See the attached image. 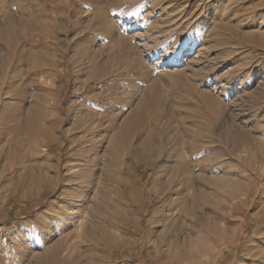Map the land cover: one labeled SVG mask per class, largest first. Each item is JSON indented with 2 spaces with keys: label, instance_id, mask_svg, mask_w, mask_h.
<instances>
[{
  "label": "rangeland",
  "instance_id": "rangeland-1",
  "mask_svg": "<svg viewBox=\"0 0 264 264\" xmlns=\"http://www.w3.org/2000/svg\"><path fill=\"white\" fill-rule=\"evenodd\" d=\"M14 74L32 94L18 109ZM155 99L164 114H141V134L156 124L167 138L142 152L144 137H128L108 182L124 221L103 217L102 163L84 199L72 167ZM42 108L49 132L15 130L44 122ZM0 138V264H252L264 254V0H0ZM71 239L72 256L52 262L51 245ZM249 242L261 247L250 259Z\"/></svg>",
  "mask_w": 264,
  "mask_h": 264
},
{
  "label": "bare ground",
  "instance_id": "bare-ground-1",
  "mask_svg": "<svg viewBox=\"0 0 264 264\" xmlns=\"http://www.w3.org/2000/svg\"><path fill=\"white\" fill-rule=\"evenodd\" d=\"M14 21V20H13ZM27 24V23H26ZM14 25V24H13ZM47 25V24H46ZM45 26V25H44ZM7 30V29H6ZM17 29H16V27H14V26H12V24L11 25H9L8 26V33H9V35H10V37H16L17 35H18V33H17V31H16ZM38 32H40V31H38ZM12 41V38L10 39V42ZM37 42H40V40L39 41H37ZM36 44V43H35ZM13 45V44H12ZM35 52V54H36V56L37 57H39V58H43L45 55H46V53H45V50L44 49H40V50H36V51H34ZM15 54V53H14ZM34 54V55H35ZM32 55V54H31ZM48 55V54H47ZM11 56V55H10ZM49 58V57H48ZM10 59V58H9ZM12 59H13V57H12ZM38 59V58H37ZM44 59V58H43ZM8 60V59H7ZM6 60V61H7ZM16 60V59H15ZM12 61V60H11ZM11 61H10V63H11ZM43 61V60H42ZM196 63V62H195ZM198 63V62H197ZM14 64V63H13ZM10 65V64H9ZM12 65V64H11ZM21 65V64H20ZM117 65H118V63H117ZM192 66V65H191ZM31 70V69H30ZM29 70V71H30ZM194 70V69H193ZM199 70V69H198ZM13 71V70H12ZM191 74H190V77H195V76H197L198 75V73H199V71H191L190 72ZM202 73V72H201ZM200 73V74H201ZM183 74V73H182ZM183 76V75H182ZM199 76V75H198ZM187 77V76H186ZM188 83L190 82V81H192V80H190V79H186V78H184ZM193 79V78H192ZM10 81H11V79H10ZM17 79H16V74H14V77L12 78V81L9 83V86H8V88H7V91H6V93H11V95L12 96H14V98H15V102H16V105H15V107H16V109H18V106H20V103L22 104L23 102H21L20 101V98L21 97H24V95L25 94H27L28 96H29V93L31 92H28L27 90H22L21 89V87H20V85L19 84H17ZM50 83V82H49ZM42 84V81H41V83H40V85ZM42 85H45L44 83L42 84ZM48 85V84H47ZM2 87V86H1ZM49 87H50V85H49ZM32 88V87H31ZM34 89V88H33ZM53 89V88H52ZM41 90L43 91V93H46V92H49V89L47 88V86L45 85V87H41ZM34 92V91H33ZM51 92V91H50ZM42 93V92H41ZM48 95H49V93H47ZM52 95H53V93H51ZM54 95H55V93H54ZM155 95H157V94H155ZM159 95V94H158ZM30 96L32 97V94L30 93ZM29 96V97H30ZM160 96V95H159ZM151 97V96H150ZM155 97V96H154ZM156 98V97H155ZM158 98V97H157ZM200 98V97H199ZM203 98V97H202ZM202 98H200V99H202ZM206 98V97H205ZM45 99V98H44ZM53 99V98H52ZM148 99V98H147ZM159 100H160V98H158ZM158 99H155V101H154V103H152V102H150V101H142V102H144L145 103V105H143V106H145V107H149V106H147L146 104H151L150 105V108L151 109H142L141 111H138L139 109H140V107L142 106H140L139 107V109L138 108H135V109H137V111H135V109H134V111L135 112H133L132 113V115H130V116H133V117H131L130 118V120L128 121V122H126V124L124 125V127H120V129L119 130H117V131H115V133H116V135L112 138L113 140L111 141V143H110V141H109V143L106 145V147H105V153H101L102 155L100 156V157H92V158H88V159H86V158H83L82 159V166H75V167H72L73 169H75L74 170V172L75 173H77L76 175H73V176H77V178L79 179V182H77L76 184H77V186L78 187H80V190H79V194H78V191L76 192V189H75V187L71 190V191H73L74 193H76V194H78L79 196H80V198H83L84 196H87L88 194H89V192L91 191V189H93V190H96L97 188L96 187H94V188H96V189H94V188H92V185H91V178H90V180H88V181H85L84 180V175H85V173H87L88 172V170H90L91 172H92V166H93V164H95V162H97V161H99V162H101L102 163V168H103V176H105V178H106V180H107V185H106V187L105 188H101L100 189V191H98V192H101V196H100V203H99V208H101V209H103V211H104V215H103V217H112L113 219L115 218V219H117L120 223H123V221H124V219H123V214H122V212H118V211H116L114 208V205L115 204H113V202H111V198L112 197H114L115 196V198H112V199H114L115 201H116V199H117V201H121V199H123V198H126V196L123 194V191L121 190V188L119 187L118 189H115V190H113V189H111L110 187H109V183L108 182H112L113 181V179L116 181V182H118L119 183V181H120V179L119 178H117V177H115V175H114V170H113V167L115 166V164H117V163H119L118 162V160H119V158H120V154H121V152L123 151V149H125V146H126V144H127V139H128V137L133 133V134H136V135H138V138H139V134H141L142 132L141 131H143V129L141 130V126H140V120L143 118L142 116H145V115H141V114H146V116H147V114H150V115H153V119H150V120H152L154 123H155V121H157V120H160V118H161V114L163 115L164 114V112L161 110V108L162 107H160V105H161V103H160V101L158 100ZM153 100V99H152ZM161 100H162V98H161ZM204 100V99H203ZM6 101V100H5ZM201 102V101H200ZM3 103H4V101H3ZM46 103V102H45ZM42 104V103H41ZM213 104V103H212ZM46 105V104H45ZM47 106H49V105H47ZM73 106V105H72ZM74 107V106H73ZM31 108V107H30ZM35 108V107H34ZM71 109V108H70ZM35 110V109H34ZM48 110V109H47ZM47 110H45V109H43L42 108V110L40 111L41 112V116H42V118H43V120H44V122L43 121H40V122H36V121H34L35 119L33 118H31L30 120H29V122H27L26 123V125H24V126H20V123H19V121H16L15 122V125H14V128H15V130H16V128H17V132H23V133H25V135L26 134H28V135H30V136H32V137H34V138H36V136H44V134L45 133H47V132H49V129L51 128L50 127V124L48 125V124H46V119H47V117H48V112H47ZM196 111L197 110H199V109H195ZM33 111V110H32ZM133 111V110H132ZM40 112H39V114H40ZM73 112V111H72ZM200 113H201V111H199ZM33 113H35V112H33ZM50 113V112H49ZM74 114H75V112H73ZM138 113V114H137ZM198 113V112H197ZM129 114H131V112L129 113ZM168 114V113H167ZM33 115V114H32ZM171 115V114H170ZM72 117H74L73 118V120L75 121V122H78L79 121V118L77 117V116H73V114H72ZM151 116H149L148 118H150ZM145 118H147V117H145ZM145 118H143L144 120H145ZM147 118V119H148ZM164 118V117H163ZM165 118H167V117H165ZM2 119V118H1ZM138 119V120H137ZM156 119V120H155ZM171 119L172 118H169L168 119V121H167V123H169L170 121H171ZM50 120V119H49ZM72 120V121H73ZM127 120H128V118H127ZM126 120V121H127ZM143 120V122H145ZM150 120H146V121H148V122H150ZM167 120V119H166ZM3 121H4V119H3ZM73 121V122H74ZM151 121V122H152ZM52 122H53V120H52ZM74 122V123H75ZM12 123H14V122H12ZM50 123H51V121H50ZM142 123V122H141ZM146 123V122H145ZM153 123V124H154ZM9 124V123H8ZM152 124V123H151ZM152 124V125H153ZM151 125V126H152ZM122 126H123V124H122ZM143 126V125H142ZM151 126H150V129H151ZM155 126L157 127V125L155 124ZM154 126V128H155V130L154 131H152V132H145V134L143 135V134H141L142 135V137H144L143 138V141L144 142H142V143H140V145H139V147L142 149V152H145V151H148V148H152L151 147V142H154L155 143V140H154V138L156 137V136H158V135H160L162 138H167L166 136L165 137H163V135H161V134H159L158 132H157V128ZM168 126H170L169 124H168ZM160 126H158V129H160L159 128ZM168 128V127H167ZM167 128H166V130H167ZM170 128V127H169ZM2 129H3V127H2ZM7 129V128H6ZM5 129V130H6ZM18 129H19V131H18ZM10 130V129H9ZM162 130H164V129H162ZM169 130V129H168ZM11 131V130H10ZM160 131V130H159ZM2 132H4V131H2ZM1 132V133H2ZM144 132V131H143ZM167 132V131H166ZM166 132H161L162 134H164L165 133V135L167 134ZM169 132V131H168ZM147 133V134H146ZM176 133V132H175ZM169 134V133H168ZM170 134H171V131H170ZM180 134H182V133H180ZM13 135H15L14 134V131H13ZM107 135V134H106ZM177 135V134H176ZM179 135V134H178ZM172 136V135H171ZM137 137V136H136ZM159 137V136H158ZM181 137V136H180ZM46 138V137H45ZM157 138V137H156ZM160 138V137H159ZM168 138H169V136H168ZM5 139H7V137L5 136ZM103 139V138H102ZM139 139H141V137L139 138ZM0 140H1V138H0ZM159 140V139H158ZM105 141V140H104ZM139 141V140H138ZM160 142V140L158 141V143ZM106 144V143H105ZM157 145V144H156ZM134 146V145H133ZM153 146H155V145H153ZM103 147V146H102ZM154 148V147H153ZM152 148V149H153ZM157 149H158V147H156ZM155 149V148H154ZM156 149V150H157ZM86 151V150H85ZM13 152H15V151H13ZM140 152V151H139ZM152 152H154L153 150H152ZM151 152V153H152ZM14 154V153H13ZM94 155H96V154H94ZM99 155V154H98ZM145 155V154H144ZM14 156V155H13ZM92 164V165H91ZM96 165V164H95ZM83 168H84V170H83ZM115 169V168H114ZM84 172H83V171ZM116 170V169H115ZM70 172V171H69ZM89 179V178H88ZM106 182V181H105ZM120 183H122V182H120ZM76 186V185H75ZM120 186V185H119ZM77 187V188H78ZM83 188V189H82ZM78 190V189H77ZM99 190V189H98ZM72 192V194H74ZM98 195H99V193H98ZM94 196H96V193H94ZM70 197V196H69ZM84 199V198H83ZM72 201V200H71ZM71 201H70V203H71ZM86 202V201H85ZM84 202V203H85ZM76 203V202H75ZM88 203V202H87ZM69 206V205H68ZM69 209H67V210H64V212L65 213H68L69 211H68ZM79 209H77V211H78ZM79 212V211H78ZM91 209L90 208H88L87 210H86V214H83L85 217H90L91 216ZM93 213V212H92ZM103 213V212H102ZM62 218V217H61ZM64 218V217H63ZM69 222H66V221H64V225H67ZM69 229V228H68ZM260 230V229H259ZM263 230V229H262ZM257 231V230H256ZM91 232V229H90V231L88 232L89 234H86L85 235V237H87V239H91V238H94L95 239V237H93V234L92 233H90ZM260 233H261V231H260ZM260 233H257V234H260ZM110 234V233H109ZM259 236V235H258ZM260 236H262V233L260 234ZM264 236V235H263ZM110 237V236H109ZM72 238V237H71ZM261 239H263V237L261 238ZM254 241H255V239H253ZM260 241V240H259ZM262 241V240H261ZM69 242H71L70 244H63L62 246H60L61 244H59L58 245V243L56 244V246H54V245H51L52 247L51 248H49V250L47 251V255H48V257H49V259L52 261V262H54V263H60V262H63V259H62V256L63 255H65L66 257H71L72 255V252L75 250V246H73V243L75 242V240L73 239H71V240H69ZM251 243V245L248 247V248H245L244 250V252H245V255H246V253L249 255V253H250V251L249 250H252L254 247H257L258 246V242H249V244ZM78 244V243H77ZM260 245V244H259ZM54 246V247H53ZM50 247V246H49ZM73 247H74V250H73ZM79 248V247H78ZM258 248V247H257ZM261 247H259L258 249H260ZM254 250V249H253ZM170 251H172V250H170ZM256 251H258V250H256ZM44 253V252H43ZM175 253V252H174ZM174 253H173V255H174ZM172 253H170V255H171ZM244 254V253H243ZM256 255H252V264H261L262 263V261H261V258H260V256L261 255H264V254H262V252L260 251V252H257V253H255ZM246 257L247 258H249V256H247L246 255ZM39 258V257H38ZM64 258V257H63ZM76 258V257H75ZM35 259H36V257H35ZM46 259V258H45ZM176 259V258H175ZM250 259V258H249ZM264 259V258H263ZM40 260V259H39ZM49 260V261H50ZM64 260H66V259H64ZM72 260V259H71ZM250 260V261H251ZM50 261V262H51ZM69 261V260H68ZM174 262V261H173ZM259 262H261V263H259ZM36 264H37V262H36ZM43 264V263H42ZM61 264V263H60ZM241 264V263H240ZM249 264V263H248Z\"/></svg>",
  "mask_w": 264,
  "mask_h": 264
}]
</instances>
